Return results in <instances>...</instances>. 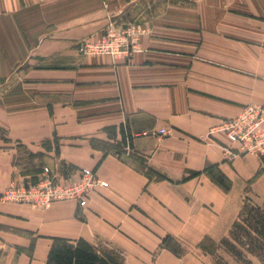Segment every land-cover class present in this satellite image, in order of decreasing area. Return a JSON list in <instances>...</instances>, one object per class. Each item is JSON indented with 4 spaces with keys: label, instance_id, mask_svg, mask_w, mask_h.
<instances>
[{
    "label": "crops",
    "instance_id": "1",
    "mask_svg": "<svg viewBox=\"0 0 264 264\" xmlns=\"http://www.w3.org/2000/svg\"><path fill=\"white\" fill-rule=\"evenodd\" d=\"M159 5L0 0V264H48L55 237L114 247L126 264H187L172 242L221 239L245 201L264 203L262 156L219 130L264 103V0ZM109 30L131 33L127 57L81 49ZM122 126L132 145L114 147ZM46 166L67 180L90 168L108 186L84 206L1 198Z\"/></svg>",
    "mask_w": 264,
    "mask_h": 264
},
{
    "label": "built area",
    "instance_id": "2",
    "mask_svg": "<svg viewBox=\"0 0 264 264\" xmlns=\"http://www.w3.org/2000/svg\"><path fill=\"white\" fill-rule=\"evenodd\" d=\"M80 44L86 53L127 57L132 50V37L128 32L119 34L109 30L100 40L83 39ZM219 130L231 142L238 143L241 152L264 156V103L246 106L238 115L225 120ZM160 131L166 132L165 129ZM80 175L77 180H67L46 166L35 179L23 176L13 181L1 198L35 206H48L54 201L71 199L84 206L90 193L97 186H108V182L90 168H82Z\"/></svg>",
    "mask_w": 264,
    "mask_h": 264
},
{
    "label": "trees",
    "instance_id": "3",
    "mask_svg": "<svg viewBox=\"0 0 264 264\" xmlns=\"http://www.w3.org/2000/svg\"><path fill=\"white\" fill-rule=\"evenodd\" d=\"M106 128L115 135L116 126ZM120 130L122 139L114 147L126 143L131 146V135L123 126ZM262 160L264 163V156ZM219 248L223 254L214 256L216 264H264V203L245 201L228 234L220 239ZM48 261V264H126L119 249L99 247L83 238L70 241L63 237L53 239Z\"/></svg>",
    "mask_w": 264,
    "mask_h": 264
},
{
    "label": "rangeland",
    "instance_id": "4",
    "mask_svg": "<svg viewBox=\"0 0 264 264\" xmlns=\"http://www.w3.org/2000/svg\"><path fill=\"white\" fill-rule=\"evenodd\" d=\"M163 3L164 0H160L159 6H162ZM219 240L218 237L203 238L202 244H198V247H193L192 245L191 249L188 251H185L188 245L183 247L181 244L172 242L170 246L178 250L180 254H187V264H216L214 256L223 254V251L219 248Z\"/></svg>",
    "mask_w": 264,
    "mask_h": 264
}]
</instances>
